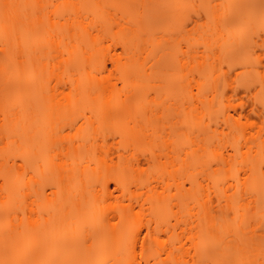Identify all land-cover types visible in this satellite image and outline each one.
Returning <instances> with one entry per match:
<instances>
[{
  "label": "bare ground",
  "instance_id": "obj_1",
  "mask_svg": "<svg viewBox=\"0 0 264 264\" xmlns=\"http://www.w3.org/2000/svg\"><path fill=\"white\" fill-rule=\"evenodd\" d=\"M220 1L221 5L225 2ZM249 1L231 0L230 4L233 10L235 5H243L240 8L244 7V12L247 10L246 15V6L253 4H250L252 0ZM177 2L153 0L154 6H148L147 19L138 18L139 21L136 20V0H67L66 5H0V215L6 216L15 203L24 199L41 198L42 187L48 183L55 187L54 208L66 200L74 202L82 197H90L93 202L100 197L110 199L109 181L123 193H130L124 173L104 174V160H97V167L91 168L89 163L97 159L96 149L87 147L82 151V145L81 149L74 146L69 152L68 162L61 159V153L52 151L49 143L54 139L53 129L60 118L71 112L88 110L103 121L112 114L131 112L136 106L138 111L144 105L150 106L145 101L148 88L144 86L148 84L136 92L138 73L142 78L150 69L144 70L142 64L136 63L137 39L140 33H153L156 17L162 10L167 11L170 6L182 10L183 0ZM238 8H235L237 12ZM110 10L118 12V18H114ZM38 11L41 15L35 18ZM243 15L240 11L234 18L236 21L232 22L236 23V30L240 29L242 35L246 22H241ZM226 23L222 21L217 27L225 28L229 24ZM162 27L166 28L165 22ZM235 34L234 37L241 35ZM241 38L235 41L242 44L245 35ZM112 46L120 47L121 52H112ZM146 56L152 60L155 54L150 50ZM106 61L112 64V69H108ZM113 76L122 83L121 88H117ZM148 76L143 78L148 80ZM55 77H65L70 84L66 96L61 97L58 90L49 88L50 79ZM141 80H138L139 84ZM231 109L232 113L223 115L233 133L230 156H222L212 149L206 157L199 154L198 149L182 150L185 156L182 160L187 168L201 164L208 167L212 160L217 163L210 178L212 190L210 187L209 191L205 190L201 182L192 179L189 188L176 184L177 193L172 195L188 209L187 218L194 219L189 223L185 218H177L173 229L181 228L180 223L183 222L184 226L191 227L190 231L197 229V232L191 233L184 242L180 235L186 229H182L176 237L177 245L174 242L166 246L161 244V251L156 255L136 254L137 244L145 247L155 240L156 233L172 231L161 229L165 221L162 196H159L149 208V215L153 218L148 220L149 225L130 224L132 230L128 231V244L116 250L114 260L127 257L122 264H199L207 258L210 249H214L217 252L215 259L220 264H246L250 240L254 244L251 264L259 258L258 239L250 237L249 240L248 234L264 229V67L237 74ZM259 123L261 126H257L253 133V126ZM252 178L259 179L254 189L249 187ZM147 186L148 192L157 193V186ZM171 186L170 180L165 179L163 192ZM212 194L217 200L211 197ZM151 222L156 225H150ZM41 225L43 243L34 247L46 252L57 245L50 236L59 228L76 231L84 226L95 237L106 233L100 219L89 226L69 213L54 211L43 218ZM29 226L28 232L23 234L8 222L11 239L3 242L0 230V243L11 252L25 248L27 239L35 238L38 233L36 224ZM118 228V225L110 227ZM120 244L121 240H118L117 245ZM63 247L82 255L86 243L66 239ZM124 250L126 253L120 257ZM57 258L55 256L52 261Z\"/></svg>",
  "mask_w": 264,
  "mask_h": 264
},
{
  "label": "rangeland",
  "instance_id": "obj_2",
  "mask_svg": "<svg viewBox=\"0 0 264 264\" xmlns=\"http://www.w3.org/2000/svg\"><path fill=\"white\" fill-rule=\"evenodd\" d=\"M66 1L0 0V5H66ZM219 1L183 0L185 5L182 10H176L177 6H172L174 9L170 6L167 11L162 10L158 13L151 35L139 34L136 43V63L142 64L144 70L150 69H146L149 81L145 79L147 74L143 75L145 78L142 77L145 80L144 84L138 73L140 79L136 77V92L144 87L148 88L145 101L150 103L149 107L144 105L142 110L138 111L139 108L136 106L131 112L112 114L103 121L88 110H77L60 118L53 129L54 139L50 141L49 147L52 151L61 153L62 160L70 161L69 152L74 146L80 148L82 145V151H86L87 147L94 148L97 159L89 163L91 168L97 167V160H104L106 163L104 174L115 171L124 173L130 193H123L109 181V191L112 194L110 199L100 197L93 202L90 197H82L74 202H71V199L66 200L54 208L55 187L53 184H45L42 187L41 198L33 196L24 199L15 203L6 216L0 215L3 242L11 239L8 222L13 229L19 228L23 234L28 232L30 224H36L38 231L35 238L27 239L26 247L29 246L27 248L21 247L11 252L5 244L0 243V264H45V261H48L47 264H122L127 257L114 260V253L119 248L127 246L130 239V235L127 238L128 231L132 230L130 224L136 222L137 226L149 225L148 220L153 219L149 215V208L159 196H162L160 200L163 201L165 221L161 224V229L169 228L172 231L156 233L155 240L145 247H142L141 243L137 244L136 254L156 255L161 251V244L166 246L174 242L177 245L176 237L180 235L182 229H186V232L180 235L184 242L191 233L197 232V229L190 231L191 227L184 226L183 222L180 223L181 228L173 229L177 218L180 220L185 218L189 223L194 219L187 218L188 209L182 207L181 202L177 198H172V195L177 193L176 184H184L189 188L192 179L201 182L205 190H208V187L212 190L210 178L217 168V163L212 160L208 167L201 164L187 168L182 160L185 158L182 150L198 149L199 154L204 157L208 156L211 149L222 156L231 155L233 133L229 124L224 121L223 115L232 113L231 102L237 74L244 71L247 74L252 70H262L264 67V0H252L250 4H253L246 6L248 8L246 15L247 10L244 12V7L240 8L243 5L234 6L239 7L237 12V9L232 8L231 0H224L223 5ZM152 4L153 0H136V20L147 19L148 6H154ZM240 11L244 13L241 22L245 20V28L247 27L243 28V35L240 29L236 30V23L233 24ZM110 13L114 18L120 15L114 10H110ZM40 15L38 11L35 18ZM220 21L229 24L225 28L222 26L219 28L217 24L219 25ZM164 22L166 28L162 27ZM233 32L235 35H245L242 44L235 41L242 36L234 37ZM111 50L121 52V48L117 46H112ZM150 50L155 54L152 60L146 56ZM106 64L108 69H112L109 61H106ZM138 80H141L140 84ZM49 82V88L58 90L61 97L69 93L70 84L65 77L58 79L55 77ZM113 82L117 88L122 87L117 76H113ZM143 85L145 86L141 87ZM257 126L261 124L253 126V133L257 131ZM55 161L57 162V158ZM165 179H169L172 186L164 193L162 184ZM258 183V178L250 179V189H254ZM150 184L157 186V193L147 191L145 186ZM211 197L217 200L214 194ZM51 211L59 214L69 213L85 225L97 223L100 219L106 233L95 237L84 226L76 231L59 228L50 236L57 244L56 249L54 247L50 252L37 250L34 246L43 243L41 232L43 218L48 217ZM114 215L116 216L113 217ZM113 225H118L119 228L110 229ZM150 225L156 224L151 222ZM143 232L145 233V229ZM250 237L252 240L257 238V246L260 247L258 249L260 256L253 264H264V229L248 234L249 240ZM66 239L86 243V249L82 250L83 254L77 255L76 252L65 250L63 246ZM156 239L160 242L159 245ZM118 240H121L119 246ZM248 245L250 248L247 252L249 257L247 263L251 264L254 244L250 240ZM126 251L120 253V257ZM216 254L214 249H210L207 258L201 260L199 264H220L215 259ZM55 256L59 258L52 261ZM162 257L166 258V255L162 253ZM150 260L153 261L152 258Z\"/></svg>",
  "mask_w": 264,
  "mask_h": 264
}]
</instances>
